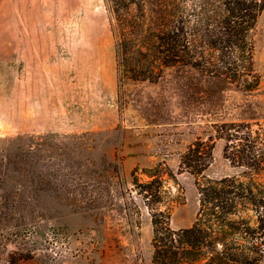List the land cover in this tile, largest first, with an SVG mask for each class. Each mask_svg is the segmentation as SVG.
<instances>
[{
    "label": "rangeland",
    "instance_id": "374dc122",
    "mask_svg": "<svg viewBox=\"0 0 264 264\" xmlns=\"http://www.w3.org/2000/svg\"><path fill=\"white\" fill-rule=\"evenodd\" d=\"M253 41L235 81L181 64L132 80L106 0H0V264H154L140 183L161 177L171 227H190L200 196L183 154L201 141L207 177L239 174L230 131L264 130V11Z\"/></svg>",
    "mask_w": 264,
    "mask_h": 264
},
{
    "label": "trees",
    "instance_id": "16d2710c",
    "mask_svg": "<svg viewBox=\"0 0 264 264\" xmlns=\"http://www.w3.org/2000/svg\"><path fill=\"white\" fill-rule=\"evenodd\" d=\"M121 76L158 81L165 68L191 65L206 75L237 80L253 70V31L264 0H106ZM225 157L239 174L210 178L212 155L201 141L182 156L195 176L200 206L190 227L170 225L161 177L142 186L154 229V264H262L264 258V130L235 123ZM245 131V132H244ZM244 132V133H243ZM244 141V142H243Z\"/></svg>",
    "mask_w": 264,
    "mask_h": 264
}]
</instances>
